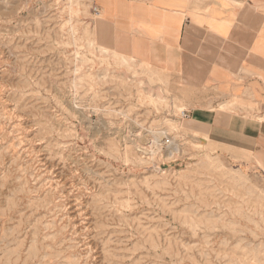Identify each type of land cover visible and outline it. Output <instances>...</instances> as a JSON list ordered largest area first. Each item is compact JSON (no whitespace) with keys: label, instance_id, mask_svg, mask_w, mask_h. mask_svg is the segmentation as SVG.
I'll return each mask as SVG.
<instances>
[{"label":"rangeland","instance_id":"1","mask_svg":"<svg viewBox=\"0 0 264 264\" xmlns=\"http://www.w3.org/2000/svg\"><path fill=\"white\" fill-rule=\"evenodd\" d=\"M95 8L0 0V264H264V172L188 132L167 76L89 46Z\"/></svg>","mask_w":264,"mask_h":264},{"label":"crops","instance_id":"2","mask_svg":"<svg viewBox=\"0 0 264 264\" xmlns=\"http://www.w3.org/2000/svg\"><path fill=\"white\" fill-rule=\"evenodd\" d=\"M93 3L99 46L167 76L188 132L264 172V0Z\"/></svg>","mask_w":264,"mask_h":264},{"label":"bare ground","instance_id":"3","mask_svg":"<svg viewBox=\"0 0 264 264\" xmlns=\"http://www.w3.org/2000/svg\"><path fill=\"white\" fill-rule=\"evenodd\" d=\"M75 13H77V12H75ZM73 14V13H72ZM88 45L89 46H91V47H93V49H95V50H98L101 54H103L104 56H107V55H111L113 58H115V59H117L118 61H121V62H127V61H130V62H133V63H136L133 59H131V58H126V57H123V56H120V55H118V54H116L115 52H113V51H110V50H108V49H105V48H103V47H101V46H99V45H97V44H95V42L93 41V40H91V41H89V43H88ZM137 64V63H136ZM138 65H140V64H138ZM144 66V65H143ZM146 67V66H145ZM99 73H101V72H99ZM96 74V73H95ZM102 74V73H101ZM104 74V73H103ZM102 74V75H103ZM100 76V74L98 75V77ZM85 77V76H84ZM87 77V76H86ZM104 79V78H103ZM227 108V107H226ZM225 108V109H226ZM203 135V134H202ZM205 135V134H204ZM203 135V136H204ZM203 139V138H202ZM197 140V139H196ZM125 142H126V139H125ZM170 149H172V148H170ZM238 150V149H237ZM170 153L172 152V150H170L169 151ZM212 157V156H211ZM246 176V175H245ZM117 214V213H116ZM113 215H114V213H113ZM103 216V215H102ZM99 219V218H98ZM103 221V220H102ZM18 243V242H17ZM44 245V244H43ZM41 249V248H40ZM26 250V249H25ZM24 250V251H25ZM34 250V249H33ZM3 251H4V249H3ZM22 256V255H21ZM118 256V255H117ZM79 257V256H78ZM106 257V256H105ZM34 263V262H33Z\"/></svg>","mask_w":264,"mask_h":264},{"label":"built area","instance_id":"4","mask_svg":"<svg viewBox=\"0 0 264 264\" xmlns=\"http://www.w3.org/2000/svg\"><path fill=\"white\" fill-rule=\"evenodd\" d=\"M94 12H96V15L98 14V9H94ZM181 116H183V117H185L186 116V114H185V112L183 111V112H181Z\"/></svg>","mask_w":264,"mask_h":264}]
</instances>
